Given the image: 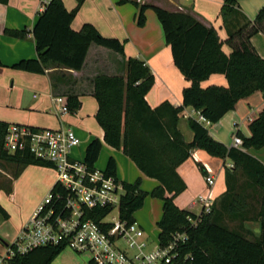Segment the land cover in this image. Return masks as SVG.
<instances>
[{
    "label": "trees",
    "instance_id": "obj_1",
    "mask_svg": "<svg viewBox=\"0 0 264 264\" xmlns=\"http://www.w3.org/2000/svg\"><path fill=\"white\" fill-rule=\"evenodd\" d=\"M76 2V7L67 11L61 0H51L38 15L32 31L37 57L20 60L10 68L33 74H44L49 65L79 71L91 44L124 55L122 42L102 36L91 24H84L77 32L71 29V22L84 0ZM0 4L6 5L8 0H0ZM147 9L155 13L171 50L173 64L190 86L182 91L180 107L163 102L152 109L145 97L154 85V75L143 61L131 57L126 60L124 77L98 75L92 80V96L98 106L95 120L103 130L104 142L120 150L142 174L159 184L146 193L140 189V179L132 184L121 182L125 193L118 207L120 218L133 222L134 213L142 208L149 195L162 202V216L156 224L158 245H167L175 234L186 236L173 264H264V165L244 151L264 148V109L250 123V137H241V149L215 141L205 125L194 119L188 120L193 133L191 142H186L178 129L179 115L186 107L198 111L206 122L214 124L240 99L255 91L264 95V59L250 43L253 35L264 34V6L254 21H249L239 11L236 0H224L220 18L228 34L227 43L232 48L229 56L222 52V43L214 28L205 27L185 13L143 5L136 16L138 27L145 25ZM8 34L16 38L26 36L25 31ZM211 74H223L227 87L201 88L200 83ZM60 96L66 98L69 113L80 108L76 95ZM8 126L0 121L1 160L19 169L30 165L50 167L27 152L7 154L3 150V138ZM101 147L98 139L87 145L83 160L89 168H94ZM194 149L232 163L231 168H225V193L212 204L209 213L199 216L174 203L186 189L177 168ZM104 172L116 178L113 158L108 159ZM110 211L111 208L85 210V218L98 222ZM0 214L8 218L1 206ZM246 221L259 222L257 237L248 238L251 232L245 229ZM225 223L234 224V229ZM64 249V245L38 247L13 257L7 264H50ZM90 264L95 263L90 261Z\"/></svg>",
    "mask_w": 264,
    "mask_h": 264
},
{
    "label": "crops",
    "instance_id": "obj_2",
    "mask_svg": "<svg viewBox=\"0 0 264 264\" xmlns=\"http://www.w3.org/2000/svg\"><path fill=\"white\" fill-rule=\"evenodd\" d=\"M39 1L8 0V4H0V62L2 64L0 66V121L8 125L17 124L41 129L72 128L81 142L80 146L71 153L75 159H84L87 145L93 139H98L102 147L97 161L102 154H104L103 158H113L116 163V178L120 182L132 184L140 179V189L150 193L159 185L158 182L146 177L120 150L104 142L103 130L95 120L98 106L92 96V80L98 75L124 77L126 60L130 57L137 58L143 61L154 75V85L145 97L150 108L154 109L163 102H168L173 107H180L182 91L190 86V82L175 68L171 50L165 43L164 33L155 13L147 9L145 25L143 27L136 25L138 8L143 5L157 6L169 12L190 15L205 27L216 30L222 43L221 50L229 56L232 48L227 43L228 34L220 18L224 0H126L125 3H120L121 0H84L71 22V29L77 32L84 24H91L102 36L116 38L122 42L124 55L91 44L81 70L74 71L49 65L44 74H33L12 69L10 66L20 60L37 57L32 31L40 14ZM61 1L67 11L73 10L77 5L76 0ZM236 2L239 11L249 21H254L257 13L264 6V0H236ZM13 31H25L26 36L12 37L8 33ZM250 43L256 53L264 59V34L259 32L253 35ZM200 86L203 89L211 86L227 87V80L223 74H211L200 83ZM64 93L76 95L81 105L76 112L59 116L58 106L52 102V98ZM263 109L264 95L260 91L240 99L232 110L214 124L201 121L198 111L186 107L179 115L178 129L184 140L191 142L193 133L189 128L188 120L194 119L205 125L209 135L215 141L231 147L233 137H250V123ZM244 151L264 165V148H251ZM231 165L228 159L212 157L201 149L192 150L190 157L177 168L186 189L175 198L176 206L198 216L202 212L198 196L209 193L212 204L218 201L226 191L225 168H231ZM94 168L96 169V163ZM207 176H213L215 179L214 185L210 188L205 182ZM6 178L9 180L11 177L4 171H0V180L6 182ZM20 178L21 180L28 178L25 182L29 183L34 198L26 214L20 213L16 218L12 236L9 235V229L6 227L12 218L11 210L2 202L3 195L9 188L7 183L6 186H0V206L10 210L9 215L3 208L8 214L7 219L0 214V235L11 241L17 237L56 182V175L50 169L34 165L25 167ZM10 197L15 198V191ZM154 213L155 221L158 222L161 219L162 210L161 213L158 209L153 210ZM134 221L138 224L143 238V229L147 226V221L141 216ZM244 225L245 229L251 232L248 235L249 239L259 235V222L246 221ZM0 241L4 247L9 244ZM90 261L87 254L78 255L65 248L50 264H90Z\"/></svg>",
    "mask_w": 264,
    "mask_h": 264
},
{
    "label": "built area",
    "instance_id": "obj_3",
    "mask_svg": "<svg viewBox=\"0 0 264 264\" xmlns=\"http://www.w3.org/2000/svg\"><path fill=\"white\" fill-rule=\"evenodd\" d=\"M50 1H39L40 13ZM52 102L58 106L59 116L69 113L65 97H53ZM200 120L206 122L202 116ZM80 143L72 128L41 129L17 124L7 127L3 150L7 154L27 152L48 164L56 175V182L15 240L5 246L0 264L47 245H64L76 254H87L95 264H173L186 236L175 234L167 245L148 250L138 224L120 218L118 207L125 193L121 182L104 171L89 168L83 159L71 156ZM241 146L242 139L233 137L231 147ZM205 182L210 188L215 179L207 176ZM198 203L202 214L210 212L209 193L198 196ZM97 208H111V211L98 222L85 218V210ZM108 216H111L109 221H105Z\"/></svg>",
    "mask_w": 264,
    "mask_h": 264
},
{
    "label": "rangeland",
    "instance_id": "obj_4",
    "mask_svg": "<svg viewBox=\"0 0 264 264\" xmlns=\"http://www.w3.org/2000/svg\"><path fill=\"white\" fill-rule=\"evenodd\" d=\"M104 154L101 155V158L99 161L96 162V169L100 171H104L106 168V162L107 157L103 158ZM81 160V159H79ZM105 160V161H104ZM50 169V171L54 173V171L50 167H45ZM15 164L8 163L4 160L0 159V171H4L6 174H8L11 178L6 182H2L0 180V186H6V183L8 185V191H5L6 193L3 195V204L9 206L11 210L12 218L7 223V228L9 229V235L12 236L14 232V226L16 218L19 217L20 213L23 215L26 214L27 210L29 209V205H31V201L34 198V194L31 191V188L29 187V183L25 182V180H21V173L24 168H20ZM15 191V198L11 199L10 195ZM145 203H143V206L141 209L136 211L133 215L134 219L137 221L138 216H141L147 221V226L143 229V240L147 242L148 244V250H152L155 248V246L158 244V234L159 230L157 228L155 221V213L153 214V210L158 209V212L162 210V202L158 199H154L150 197L149 195L144 199ZM153 203V204H152ZM2 205V204H1ZM4 208V207H3ZM10 215V210L4 208ZM113 215L116 214V209L112 213ZM161 215V214H160ZM111 216H108L105 221H109ZM160 220V219H159ZM229 228L234 229V224L225 223ZM9 238V237H8ZM15 239V238H14ZM13 239V241H14ZM0 240L3 242H8L11 244L13 241L11 239H6L2 235H0ZM123 246V245H120ZM3 249V250H2ZM68 249V248H67ZM5 252V247L3 243L0 241V255H2ZM78 255H85V254H78Z\"/></svg>",
    "mask_w": 264,
    "mask_h": 264
}]
</instances>
